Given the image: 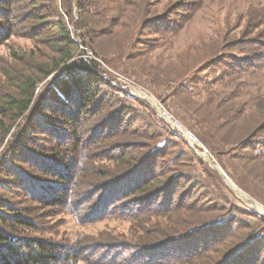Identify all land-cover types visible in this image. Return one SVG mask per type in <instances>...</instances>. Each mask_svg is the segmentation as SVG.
<instances>
[{
    "label": "trees",
    "instance_id": "16d2710c",
    "mask_svg": "<svg viewBox=\"0 0 264 264\" xmlns=\"http://www.w3.org/2000/svg\"><path fill=\"white\" fill-rule=\"evenodd\" d=\"M113 3L0 0V45L24 33L45 50L16 53L13 69L1 73L0 264L79 262L71 245L43 235L50 232L45 221L60 210L82 219L84 208H72L76 200L69 195L77 181L89 189L91 221L99 214L143 218L149 225L156 217V231L138 248L155 253L156 264H264V215L236 202L216 169L180 147L187 139L149 103L105 76L97 60L85 57L94 51L96 26L119 24L108 20ZM185 6L184 22L193 10ZM115 33L110 38L119 37ZM205 90L208 99L196 100L180 83L169 98L184 104L179 118L198 132L230 177L264 203L258 185H264V107H236L222 92ZM86 143L98 149L95 160L102 165L92 173L77 170ZM92 246L120 258L132 249L134 256L121 241Z\"/></svg>",
    "mask_w": 264,
    "mask_h": 264
},
{
    "label": "rangeland",
    "instance_id": "374dc122",
    "mask_svg": "<svg viewBox=\"0 0 264 264\" xmlns=\"http://www.w3.org/2000/svg\"><path fill=\"white\" fill-rule=\"evenodd\" d=\"M185 3L193 8L186 22ZM110 5L112 6L108 20L119 23L116 26H119L120 30H116V26H96L94 35L97 42L94 51L88 50L85 57L97 60L105 76L127 89L134 97L149 103L156 115L165 119L181 137L187 139L165 118L164 113L173 115L196 136L198 132L182 121L180 113L185 112L184 104L180 100L169 98L172 90L180 83H186L187 91H191L196 100L208 99L205 89L210 86L222 92L224 100L227 99L236 107H264V0H114ZM73 17L75 21L78 19L76 11ZM105 30L107 34L98 36ZM116 31H120L119 37L110 38L116 35ZM76 38L80 40L79 37ZM112 44H116V47L113 48ZM33 48L41 54L45 53L43 46L24 33L13 35L2 43L0 79L4 68L13 69L16 53L29 52ZM206 63V66L211 64L210 67L199 70V67ZM52 76L45 79L39 87ZM187 115L192 123L197 120L196 117ZM94 139L96 140V137L90 136V140ZM201 143L208 149L212 162L221 166L210 149L202 141ZM179 145L190 148L201 156L191 146L200 150L203 149L202 146L190 144L188 140L187 144ZM85 148L87 156L84 154L77 170L84 168L92 173L95 168L97 170L102 167L95 160V157L99 156L98 149L88 146V143ZM201 157L210 165L203 156ZM192 161L195 162L193 159ZM183 162L190 164L187 158ZM101 163L108 164V160ZM224 171L226 172L225 169ZM228 176L230 177L229 174ZM220 177L228 186L223 177ZM232 181L264 208L263 202L250 195L233 179ZM75 184L69 195L76 200L74 202L72 199V208H84L82 219L78 222L69 208V211L60 210L45 221L50 227V232L43 234L45 237L71 245L80 257L76 264H156L155 253L138 250L141 243L147 242L145 237L156 231V217L150 218L149 225L143 218H104L99 214L97 219L94 217L91 221V216L87 214L91 197L86 182L77 181ZM258 185L264 193L263 183ZM232 192L236 202L239 200L247 208L256 210L239 198L233 190ZM263 225L260 222V227ZM118 241L133 247L134 256L132 249L126 250L125 256L120 258L117 254L110 253V250L104 253L99 250L95 252L92 246L95 242ZM121 251L123 250H118V253Z\"/></svg>",
    "mask_w": 264,
    "mask_h": 264
},
{
    "label": "water",
    "instance_id": "95a60500",
    "mask_svg": "<svg viewBox=\"0 0 264 264\" xmlns=\"http://www.w3.org/2000/svg\"><path fill=\"white\" fill-rule=\"evenodd\" d=\"M152 101V100H150ZM154 106L156 107V104L154 103ZM193 149H195L197 151V153H199L201 156H203L209 163L210 165L216 169L220 175L223 177V179L226 181V183L228 184V186L237 194V196L239 198H241L244 202H246L248 205L254 207L257 212L260 214V215H264V208L258 204L256 201H254L253 199H251L250 197H248L246 195V193L240 189L233 181L232 179L228 176V174L224 171V169L217 165V164H214L209 156V153H208V149H206V147L202 146L203 149L200 150V149H197L195 148L194 146H191ZM261 207L263 209H261Z\"/></svg>",
    "mask_w": 264,
    "mask_h": 264
},
{
    "label": "built area",
    "instance_id": "2783aa9c",
    "mask_svg": "<svg viewBox=\"0 0 264 264\" xmlns=\"http://www.w3.org/2000/svg\"><path fill=\"white\" fill-rule=\"evenodd\" d=\"M165 114V118H167L171 124L173 125V127L179 132L181 133L183 136H185L187 138V140L189 141L190 144H195L198 146H203L201 141L199 140V138L195 135V133H193L191 130H189L187 127H185L184 125H182L180 123L179 120H177L173 115H171L170 113L166 112Z\"/></svg>",
    "mask_w": 264,
    "mask_h": 264
}]
</instances>
